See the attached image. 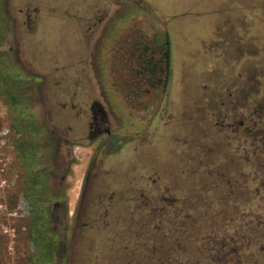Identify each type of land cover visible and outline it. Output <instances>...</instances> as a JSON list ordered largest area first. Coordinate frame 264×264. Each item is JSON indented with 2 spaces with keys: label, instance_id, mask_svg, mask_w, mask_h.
<instances>
[{
  "label": "rangeland",
  "instance_id": "1",
  "mask_svg": "<svg viewBox=\"0 0 264 264\" xmlns=\"http://www.w3.org/2000/svg\"><path fill=\"white\" fill-rule=\"evenodd\" d=\"M261 49L264 0H0V264H30L31 252L10 95L31 96L22 113L53 138V157L35 165L49 170L48 192L63 198L52 208L58 254L50 264H114L129 260L128 249L142 259L150 224L143 196L168 186L181 201L203 184L198 145L218 130L208 108L221 84L239 90L244 73L260 72ZM92 101L110 138H88ZM111 193L119 198L104 227L99 195ZM131 195L130 209L122 197ZM82 222L93 226L81 231Z\"/></svg>",
  "mask_w": 264,
  "mask_h": 264
},
{
  "label": "trees",
  "instance_id": "2",
  "mask_svg": "<svg viewBox=\"0 0 264 264\" xmlns=\"http://www.w3.org/2000/svg\"><path fill=\"white\" fill-rule=\"evenodd\" d=\"M261 50L264 52V49ZM249 53L255 54V49ZM169 57V41L164 35L162 60L165 77ZM154 71L153 67L149 68L150 73ZM258 76L264 79L263 60L260 72L254 69L247 75L244 73L243 78H247L244 87L237 90L235 86L221 84L223 93L214 95L215 101L208 110L213 113L217 137L212 139L210 145L197 144L201 154L199 166L203 168L199 177L203 184L193 185L194 194L190 196L185 193L181 201H177L176 196L172 195L174 190L168 186L154 191L159 198L168 195L171 199L166 206L168 212H163L158 197L149 206L151 210L148 212L151 214L147 220L153 227L151 235L147 230L146 236L151 239L154 251L166 248L173 254L180 250L187 258L200 254L209 260L233 251L238 253L242 249L245 239L241 246L237 245V241H234L236 235H227L221 226L231 222L232 214L239 216V210L251 208L252 195L264 197V93ZM13 80L17 81L15 78ZM18 86L28 89L24 84ZM16 95L18 99L14 94L9 96L10 103L17 106V114L10 128L17 134L14 151L23 173L21 195L27 205L25 235L31 247L28 261L30 264H50L58 254L52 208L62 203L63 198L48 192L49 170L35 165L53 157L55 149L50 142L53 138L45 133L43 123L22 113L31 96H24L22 91ZM224 128L228 133H220ZM42 138L44 141L39 143ZM229 163L240 166V174H236ZM262 209L264 212V205ZM235 224L232 225L233 229H236ZM258 225L259 222L254 224L251 221L245 231L256 235ZM261 255H264V218H261Z\"/></svg>",
  "mask_w": 264,
  "mask_h": 264
},
{
  "label": "flooded vegetation",
  "instance_id": "3",
  "mask_svg": "<svg viewBox=\"0 0 264 264\" xmlns=\"http://www.w3.org/2000/svg\"><path fill=\"white\" fill-rule=\"evenodd\" d=\"M89 110H90L91 120L88 124V131H87L88 138L91 140L102 133H104L107 138H110L106 113L103 110L102 105L97 101H92L90 103ZM119 195L123 196L122 194ZM99 197H100L98 204L99 207H102V204L106 203V206H103L101 212L103 215L102 225L105 227L107 226L106 219L109 216L108 210L112 209L111 204L118 202L119 196L118 195L117 197L116 195L113 196V193H111L107 195L105 199L103 198L101 200L102 197L101 195H99ZM123 197L125 198V196ZM123 197L122 200L127 205L126 208L129 207L131 209L132 207H130V205L135 204L133 199L137 197H135L134 195L128 196L126 197V199H124ZM143 197L145 198L144 203L147 204L146 214L149 216V214H151L148 212L149 210H151L149 206L153 205L155 197L158 196H153L152 194V196L146 195ZM251 198L252 199L254 198L255 200V203L253 205L254 211L252 210L253 207L250 209L251 211L249 210L250 207H248L247 209L243 208L239 210L240 211L239 216L232 214L231 222L229 224L226 223L225 225L221 226L222 230L227 231L226 232L227 235H233V236L236 235L234 237V241H237V245L241 246V242L245 239L246 243L244 242L242 244V249L239 252L237 250L238 253L236 252L234 253L233 251V253L231 254L226 253V255L223 256H214L212 258H209V260L206 259V256L200 254L189 255V257L187 258L185 257L184 254L180 253V250L178 253L174 252L173 254H170V251L167 250L166 248L160 249V251L158 249L154 251L151 239H146L145 240L147 243L146 252L142 255V259H138V250L134 252V249H128L129 253L126 255L130 256L129 260L125 259V257H122L121 259V257L118 256V258L115 259V261L117 260V263L114 264H264V255H261V218H264V212L262 209L264 205V197L252 195ZM161 199L162 201L160 203H162L163 212L166 211L168 212L169 209L166 206L169 200L171 199H169V196H162ZM96 202L97 200L95 201V203ZM89 203L92 205L91 199L86 198V202L82 210L83 216L84 214H86L85 211L87 210ZM251 221L254 224H258L259 222L256 235L250 234L249 231L247 232L245 231V227H247V225ZM233 224L236 225V229H233L232 227ZM152 225L153 224L151 223L149 224V228H148L149 235H151V229L153 227ZM92 226L93 224H91V222H82L80 224V230L84 231L85 229H91ZM242 226H244V228ZM141 242H143V240H141ZM134 256H136V259L133 258Z\"/></svg>",
  "mask_w": 264,
  "mask_h": 264
}]
</instances>
